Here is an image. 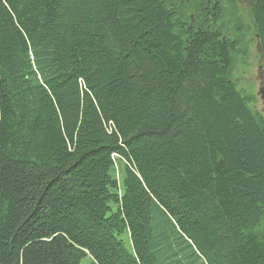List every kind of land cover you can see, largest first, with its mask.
Masks as SVG:
<instances>
[{"label":"trees","instance_id":"trees-1","mask_svg":"<svg viewBox=\"0 0 264 264\" xmlns=\"http://www.w3.org/2000/svg\"><path fill=\"white\" fill-rule=\"evenodd\" d=\"M238 7L0 0V264H264Z\"/></svg>","mask_w":264,"mask_h":264},{"label":"rangeland","instance_id":"rangeland-1","mask_svg":"<svg viewBox=\"0 0 264 264\" xmlns=\"http://www.w3.org/2000/svg\"><path fill=\"white\" fill-rule=\"evenodd\" d=\"M236 1L239 6L240 18L243 19V22H245L251 30H249L248 36L246 38L244 37L246 42H244V45L241 47V50L236 57V63L233 69V81L242 94L251 99L250 108L253 112L258 113L259 115L261 114L264 118V105L259 96L260 89L264 86V80H262L260 72L262 60L261 54L257 51V41L252 30V20L249 16L253 0ZM178 2L180 5H183L184 3H187L188 5L190 4V0H178ZM195 15L196 14L193 13L188 14L191 24L198 21V18ZM81 264H92V261L87 257Z\"/></svg>","mask_w":264,"mask_h":264},{"label":"water","instance_id":"water-1","mask_svg":"<svg viewBox=\"0 0 264 264\" xmlns=\"http://www.w3.org/2000/svg\"><path fill=\"white\" fill-rule=\"evenodd\" d=\"M257 39H258V37H257ZM257 51L259 53H261V46H260V44H257ZM260 72H261L262 80H264V75L262 73V68H260ZM259 96L261 97V100L263 101V105H264V86L260 89Z\"/></svg>","mask_w":264,"mask_h":264},{"label":"flooded vegetation","instance_id":"flooded-vegetation-1","mask_svg":"<svg viewBox=\"0 0 264 264\" xmlns=\"http://www.w3.org/2000/svg\"><path fill=\"white\" fill-rule=\"evenodd\" d=\"M263 85H264V83H263ZM262 88V87H261ZM261 98V97H260ZM263 102V101H262Z\"/></svg>","mask_w":264,"mask_h":264}]
</instances>
